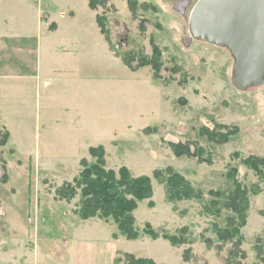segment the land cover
Listing matches in <instances>:
<instances>
[{"label": "rangeland", "instance_id": "374dc122", "mask_svg": "<svg viewBox=\"0 0 264 264\" xmlns=\"http://www.w3.org/2000/svg\"><path fill=\"white\" fill-rule=\"evenodd\" d=\"M87 1L0 0V264H74L64 260L69 241L83 240L78 243L85 244L84 260L89 244L106 241L103 225L75 217L78 199L66 203L55 197L57 188L78 176L80 161L91 160L92 147L105 148L108 169L127 167L136 177L152 178L155 170L172 167L193 186L218 188L224 184L221 174L233 164L246 183L257 182L240 162L264 158V85L237 90L228 50L185 43L196 2L176 7L174 0H109L92 10ZM38 15L65 22L58 36L73 38L65 49L81 59L80 74L60 70L64 60L59 58L42 55L40 61L34 49ZM98 16L105 18L107 35ZM153 44L161 51L157 80L150 66L132 70L123 62L132 58L137 67L143 56H152ZM91 64L97 72L89 76ZM52 68L57 74H49ZM217 124L235 129L229 143L203 134V128ZM5 132L10 136L2 145ZM171 143L202 148L210 163L176 157ZM152 181L154 207L149 201L139 205L137 228L148 223L158 232L187 227L191 245L174 247L141 236L122 238L119 250L156 264H230L234 247L217 243L213 219L201 205L181 202L175 211L163 186ZM242 234L246 257H235L236 264H264V192L251 199ZM108 248L101 243L105 256L94 264H111ZM188 248L193 257L185 262Z\"/></svg>", "mask_w": 264, "mask_h": 264}, {"label": "trees", "instance_id": "16d2710c", "mask_svg": "<svg viewBox=\"0 0 264 264\" xmlns=\"http://www.w3.org/2000/svg\"><path fill=\"white\" fill-rule=\"evenodd\" d=\"M109 0H88L89 7L97 10L99 6L105 7ZM131 5L134 2H130ZM102 34L107 35L105 18H97ZM143 28V26H141ZM134 58V57H133ZM161 51L153 44L151 57L143 56L137 67L132 66V58H123V62L130 69L135 70L150 66L155 80L160 77ZM204 133L211 141L219 144L229 143L235 134V129L229 126L217 124L213 130L203 128ZM9 132H5L2 145L9 140ZM176 157L198 158L201 162L210 163L204 158V150L195 148L190 144L171 143ZM91 160L80 161L81 171L72 182H65L55 191L58 201L71 203L78 199L75 214L83 221L99 219L112 223L116 231L113 238L122 237L126 240H138L141 236H147L152 240L163 239L174 247L191 245V235L187 227L177 229L175 232L162 230L156 231L151 224H146L142 230L136 226L135 212L144 201H149L151 208L154 207L153 181L155 179L163 186L166 202L176 205L181 202H197L201 205L203 213L211 217L212 232L215 234L217 243L233 245L234 250L229 252L228 262L236 264L235 257L245 259V253L240 247L245 242L242 229L246 226L250 216L251 199L264 192V158L249 156L240 164L250 170L257 178L256 183H246L241 177V171L237 165L231 164L225 173L221 174L224 184L218 188H209L202 185L193 186L182 174L172 167L157 169L153 177L133 175L127 167H121L118 171L108 169L106 151L103 146L89 149ZM237 156V154L233 155ZM206 242H210L206 239ZM258 247V246H257ZM260 247V246H259ZM258 254L259 248H255ZM193 257L191 248L183 253V260L190 262ZM124 264H156L148 258H138L133 254L123 255Z\"/></svg>", "mask_w": 264, "mask_h": 264}, {"label": "water", "instance_id": "95a60500", "mask_svg": "<svg viewBox=\"0 0 264 264\" xmlns=\"http://www.w3.org/2000/svg\"><path fill=\"white\" fill-rule=\"evenodd\" d=\"M189 33L188 45L200 41L228 50L237 90L264 85V0H198Z\"/></svg>", "mask_w": 264, "mask_h": 264}, {"label": "crops", "instance_id": "0c3cea01", "mask_svg": "<svg viewBox=\"0 0 264 264\" xmlns=\"http://www.w3.org/2000/svg\"><path fill=\"white\" fill-rule=\"evenodd\" d=\"M78 1L86 2V0H78ZM174 1H175V6L178 7L179 4H186V3H190L191 1L197 2L198 0H174ZM42 9L43 8L41 7V10ZM37 10H39L38 7H37ZM46 10H49V9L46 7ZM62 17L64 16L62 15ZM62 17L60 19H62ZM41 18L38 15V21H37L38 33H37V40L35 42V48H34L37 52V55L40 56V58L42 57V55H44L46 58L48 57L51 61L52 60L54 61L55 58H59L63 63V60H64V67H62L60 70H63L64 73H68V76H69V73L71 72L69 71V68L70 70H75V72H72V73L80 74L81 73V68H80L81 59L77 61V58L72 57L71 52L65 49V46H68L69 44L73 42V38L58 36L59 32L62 31V28H63L62 26L65 24V22L61 20H54V19H48L47 21L46 19H44V17L42 19ZM76 41H78L77 38H76ZM63 57H65V59ZM41 60L42 58L40 59V61ZM52 70L53 68L49 70V74L52 73L51 72ZM89 70L88 72H86V74L91 76L93 74V71L97 72V67L95 70H93V64H91V67ZM54 74H57V73L54 72L51 75H54ZM75 217H76V214H75ZM84 222H87L93 225H98V227H101L103 225L107 229V235L109 237L106 239V241L96 240V242H94L95 244L88 245L87 249H88L89 255H88L87 260H84V257H83L85 244L78 243V242H83V240H78L77 243H75L74 241H71V242L69 241V243L66 246L65 259H64L65 262L67 261L71 262L70 260H72L74 264H94L97 258L103 259L105 256L104 253H101V250H102L101 243L102 244L108 243V247H109L108 254H109V260L111 264L112 262L113 264H124L123 261H120L119 256H121V254L124 255L126 253L120 251L118 248V245L120 244L122 237H119L118 239L113 238V234L116 231L115 226L110 225L109 224L110 222L99 220L97 218L90 219ZM77 234H80V233H77Z\"/></svg>", "mask_w": 264, "mask_h": 264}, {"label": "built area", "instance_id": "2783aa9c", "mask_svg": "<svg viewBox=\"0 0 264 264\" xmlns=\"http://www.w3.org/2000/svg\"><path fill=\"white\" fill-rule=\"evenodd\" d=\"M187 5L189 4V3H186ZM185 7V6H184Z\"/></svg>", "mask_w": 264, "mask_h": 264}]
</instances>
